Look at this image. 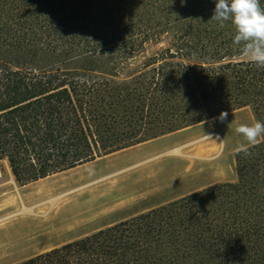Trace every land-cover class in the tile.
Wrapping results in <instances>:
<instances>
[{
	"label": "trees",
	"instance_id": "obj_1",
	"mask_svg": "<svg viewBox=\"0 0 264 264\" xmlns=\"http://www.w3.org/2000/svg\"><path fill=\"white\" fill-rule=\"evenodd\" d=\"M264 7V0H260ZM215 0H0V161L25 185L249 107ZM164 43L148 52L149 46ZM214 184L18 264H264V135Z\"/></svg>",
	"mask_w": 264,
	"mask_h": 264
},
{
	"label": "rangeland",
	"instance_id": "obj_2",
	"mask_svg": "<svg viewBox=\"0 0 264 264\" xmlns=\"http://www.w3.org/2000/svg\"><path fill=\"white\" fill-rule=\"evenodd\" d=\"M163 45H151L147 51ZM236 59L249 60L244 55ZM217 118L25 185L14 180L6 160H1L0 219L22 205L35 208L32 215L17 214L0 221V264L21 263L211 185L235 182V154L241 151L240 145L249 147L235 129L256 119L249 107L229 112L224 122ZM211 133H217L221 141L200 140ZM186 144V156L167 153ZM74 172L87 177L54 192L38 187L43 180ZM58 195L62 197L52 206L44 203Z\"/></svg>",
	"mask_w": 264,
	"mask_h": 264
},
{
	"label": "clouds",
	"instance_id": "obj_3",
	"mask_svg": "<svg viewBox=\"0 0 264 264\" xmlns=\"http://www.w3.org/2000/svg\"><path fill=\"white\" fill-rule=\"evenodd\" d=\"M212 20L223 26L231 21L235 28L233 43L240 47L243 55L259 68H264V7L260 0H215ZM228 113L222 112L217 118L220 122L227 119ZM242 135L249 146H256L264 135V122L240 124L235 129ZM239 150L247 151V146L240 145Z\"/></svg>",
	"mask_w": 264,
	"mask_h": 264
},
{
	"label": "bare ground",
	"instance_id": "obj_4",
	"mask_svg": "<svg viewBox=\"0 0 264 264\" xmlns=\"http://www.w3.org/2000/svg\"><path fill=\"white\" fill-rule=\"evenodd\" d=\"M211 137H215L221 141V138L217 133H211V134L205 135L202 138H200V140L209 139ZM187 146H188L187 144L175 146V147L169 149L167 151V153L172 154V155H176V156H186V154L183 152V149ZM215 148H216V143L214 145L213 150H215ZM79 172H74V173L68 174V175L56 176V178H54V179L43 180L44 182H42L38 187H40L42 192H54L59 188L69 186L71 184H76V183L80 182L81 180H83L85 177H87L84 174H81ZM61 197H62V195L55 196V197L49 199L48 201H46L44 203H47L50 206H52ZM34 208L35 207H25L22 205L21 208L19 210H17L15 213H11V214L5 216L4 218L0 219V221H3L4 219L9 218L13 215H17V214L32 215Z\"/></svg>",
	"mask_w": 264,
	"mask_h": 264
}]
</instances>
